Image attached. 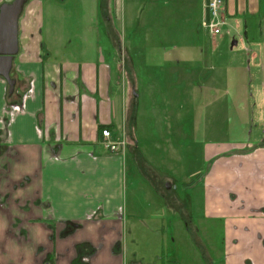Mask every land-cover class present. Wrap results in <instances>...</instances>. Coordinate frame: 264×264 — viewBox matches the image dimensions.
I'll use <instances>...</instances> for the list:
<instances>
[{"label": "crops", "instance_id": "0c3cea01", "mask_svg": "<svg viewBox=\"0 0 264 264\" xmlns=\"http://www.w3.org/2000/svg\"><path fill=\"white\" fill-rule=\"evenodd\" d=\"M42 1L28 0L19 17L13 101L0 77V264H142L125 256L124 234L143 224L183 243L166 260L172 264H264V141L224 152L211 144L199 160L209 165L192 184L199 169L188 161L195 155L188 128L169 124L184 119L191 103L177 117L160 111L153 81L140 87L135 70L157 66L140 67L134 41L125 40L123 21L137 1L104 0L112 13H100L103 32L79 23L53 33L43 27L49 15ZM99 1L78 0L92 13L90 23L99 21ZM156 1L197 16L195 29H203L205 0ZM222 13L224 33L248 39L229 47L245 58L238 68L248 66L257 78L249 64L264 69V0H224ZM174 62L185 68L182 89L207 77L192 74L181 58ZM144 101L151 102L146 126ZM105 127L113 140L129 137L125 150L105 148Z\"/></svg>", "mask_w": 264, "mask_h": 264}, {"label": "rangeland", "instance_id": "374dc122", "mask_svg": "<svg viewBox=\"0 0 264 264\" xmlns=\"http://www.w3.org/2000/svg\"><path fill=\"white\" fill-rule=\"evenodd\" d=\"M57 1L61 2V0ZM62 1V5L54 0L42 1L41 8L49 15L43 26L46 31L50 33L60 30L75 31L79 23L80 27L85 24L84 28L95 27L101 32L104 31L99 20L100 13L107 11L112 13V6L111 11L105 10L104 0L102 4L100 1L96 4V17L99 21L91 23L88 22V15L92 14L89 8L83 9V12L78 0H73L71 4H67L69 0ZM136 1L137 4L134 5L131 16L123 21L125 26L123 31L129 35L125 40L134 41L131 48L136 55L134 59L140 67L143 64L157 66L135 69L140 87L150 83L151 78L153 90H155L153 93L155 103L161 104L160 111L163 110V113L168 116L169 112L176 116L177 108H183V105L184 109L189 108L191 103V110L190 112L185 110L184 119L181 117L180 121H169V124H183L185 128H188L185 140L191 143L195 152L192 159L188 161L196 162L193 163L192 168L199 169L195 176L190 177V180L196 179L199 174L202 175L208 167V161L204 163L199 160H201L200 157L206 158L211 144H215L217 148L224 146L225 149L222 151L224 152L239 145L243 147L246 144L254 145L264 141V77L262 74L264 69L252 63L249 64L252 74L254 70L259 73L257 78H252L248 66L238 68L240 64L246 63L245 58L237 57V49L233 51L229 49L233 44L236 45L235 47H243L244 43H248V39L245 38L244 42V39L241 40L234 32L226 35L223 27L220 34L209 36L203 26L201 30L195 29L197 16H192L189 12L170 10L156 0ZM111 2L115 4V0ZM53 14L60 15L61 20L58 21L57 17L52 16ZM63 14H70L71 19L64 17ZM82 18H85V21ZM214 48H216L215 52ZM175 58L184 60V66L190 67L192 74L203 73L207 77L200 78L202 80L191 88L186 86L182 89L180 83L183 80L182 72L185 68L175 66ZM235 59H238V63H234ZM169 61H173L174 68L169 67L167 64ZM228 61L233 62L231 64L233 68L225 66L224 63ZM179 72L181 75H178ZM183 78L186 79V77ZM167 99L173 100L170 107L165 104ZM144 102L149 103L143 104L142 107L143 114L146 116L141 123L146 126L151 120L148 116L151 102ZM168 131L172 129L166 130V136L169 134ZM188 193L192 195V190H188ZM126 231L127 233L124 234V237H127L125 256L128 260L136 258L142 264H172L166 260L171 259L177 252L184 251L183 243L181 241L174 243L173 236L166 228L155 230L143 224L139 229L128 228ZM204 240L206 242V238ZM206 243L208 252L213 253L210 241Z\"/></svg>", "mask_w": 264, "mask_h": 264}, {"label": "water", "instance_id": "95a60500", "mask_svg": "<svg viewBox=\"0 0 264 264\" xmlns=\"http://www.w3.org/2000/svg\"><path fill=\"white\" fill-rule=\"evenodd\" d=\"M27 0H12L0 4V77L8 84V94L14 90L15 80L10 71L19 50L18 21Z\"/></svg>", "mask_w": 264, "mask_h": 264}, {"label": "built area", "instance_id": "2783aa9c", "mask_svg": "<svg viewBox=\"0 0 264 264\" xmlns=\"http://www.w3.org/2000/svg\"><path fill=\"white\" fill-rule=\"evenodd\" d=\"M224 0H205L204 1V22L203 28L211 35L220 34L225 24L223 16ZM100 137L103 145L112 153H118L127 147V141L124 135L117 140L111 138V130L107 127L100 130Z\"/></svg>", "mask_w": 264, "mask_h": 264}, {"label": "trees", "instance_id": "16d2710c", "mask_svg": "<svg viewBox=\"0 0 264 264\" xmlns=\"http://www.w3.org/2000/svg\"><path fill=\"white\" fill-rule=\"evenodd\" d=\"M23 12V11H22ZM22 14V13H21ZM21 16V15H20ZM7 99L9 100V101H13L14 100V91L12 92V94L11 95H8V97H7ZM133 116H134V114L132 115V120H133ZM125 138H126V141H127V143L129 142V137L128 136H125ZM132 138V137H131ZM131 140V139H130ZM192 181H194V180H192ZM191 182H189V183H187V184H190ZM193 183H195V181L194 182H192V184ZM201 256H202V258H204L205 257V255H204V253L202 252L201 253Z\"/></svg>", "mask_w": 264, "mask_h": 264}, {"label": "flooded vegetation", "instance_id": "af4514ba", "mask_svg": "<svg viewBox=\"0 0 264 264\" xmlns=\"http://www.w3.org/2000/svg\"><path fill=\"white\" fill-rule=\"evenodd\" d=\"M10 1H12V0H10ZM10 1H8V2H10ZM27 1H28V0H27ZM27 1H26V3H27ZM26 3H25V4H26ZM24 6H25V5H24ZM23 9H24V7H23ZM22 11H23V10H22ZM262 211L264 212V209H262Z\"/></svg>", "mask_w": 264, "mask_h": 264}]
</instances>
